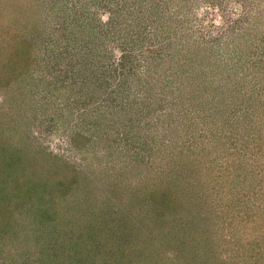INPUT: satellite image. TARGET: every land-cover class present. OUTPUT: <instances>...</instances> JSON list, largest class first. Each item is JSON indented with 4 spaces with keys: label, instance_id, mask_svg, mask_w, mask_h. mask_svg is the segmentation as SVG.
Masks as SVG:
<instances>
[{
    "label": "rangeland",
    "instance_id": "rangeland-1",
    "mask_svg": "<svg viewBox=\"0 0 264 264\" xmlns=\"http://www.w3.org/2000/svg\"><path fill=\"white\" fill-rule=\"evenodd\" d=\"M137 1L0 0L6 184L24 195L22 218L30 202L51 206L48 190L61 193L53 237L71 251L87 250L108 223L122 248L153 252L156 264H171L182 240L215 264L243 256L242 212H264V0ZM136 2L151 6L140 12ZM7 42H24L25 64L16 67ZM122 48L134 54L131 74L116 66ZM225 121L256 144L208 150ZM191 148L206 152L191 187L199 205L183 199V220L154 214L160 189L181 201L190 192L182 170ZM45 168L51 179L39 185ZM230 169L239 177L227 185ZM250 236L263 233L256 226Z\"/></svg>",
    "mask_w": 264,
    "mask_h": 264
},
{
    "label": "trees",
    "instance_id": "trees-1",
    "mask_svg": "<svg viewBox=\"0 0 264 264\" xmlns=\"http://www.w3.org/2000/svg\"><path fill=\"white\" fill-rule=\"evenodd\" d=\"M136 3H134V5H136V8H138L137 10L140 12L144 10L140 8L142 5L147 4L145 9L150 8L151 6L147 2L143 4ZM156 5H158V1H156L152 6ZM19 6L22 7L24 16L28 11V13H30V7L21 4H19ZM8 7L9 6H7L6 9H8ZM21 27H24V25ZM20 39L24 42L27 41V38L24 37V35L20 36ZM24 42H22V45H19L15 42H7L3 45L6 50H9V52L7 50L5 51V53H8L10 57H19L17 59L19 62L17 61L18 63L16 67L21 65V63L25 64L28 60V52L26 48H24ZM19 53L21 54L22 59H20L21 56ZM133 55L134 54L129 49L122 48L120 50V55L116 64L119 71L123 73L129 72L130 74L134 71L135 65H133V63L135 61V57ZM233 126L234 125H232L231 123L229 124V121H225L219 128H217V130H215L214 132L211 131V140L213 141L212 147H210L208 150H210L211 148H214V150H218L221 146L226 152L230 148L237 150L239 146L237 141H241V147H243L248 141L256 144L257 138L245 140L237 136V131L235 128H233ZM253 128H255V126ZM253 128L251 129V136L254 132ZM242 130L245 129L242 128ZM218 145L219 148L217 147ZM203 151L205 150L200 148L189 149L188 156L186 157V163H183L185 166V170H182L184 176L182 177L184 183L183 186L190 190V192L185 193L186 196H184L181 201V198L178 195H169V191L166 189V187L160 189L161 197L160 195H158L156 201L154 200L156 204L154 214H159V216H165L167 214L170 215V218L172 219H175L177 216H179L181 217V220H183L185 218V214L180 213L182 210L183 199L188 201V203L189 200H193L196 202V204L199 205L196 193H194V190H192L191 187L192 185H195L196 187L197 184L195 175L197 173V166L194 165L200 164L201 161V164L205 162L206 152H204V154L202 153ZM43 171H41V173L40 171L38 172L39 185L43 184L44 182H48L51 179V173L48 172L46 168ZM225 174V183L227 185L234 182L236 177L237 179L239 177L237 173L235 174V171H233L232 169H230V171H226ZM6 182L7 181H5V174H3V171L0 167V247H2L0 248V252H4L3 254L0 253V264H4L1 260L5 261L6 258L11 259V261L23 262V264H156V262L158 261H154L153 258L155 257V255L153 252L149 254H143L141 250L138 249H135L134 252H132L129 249L122 248V244H120L116 237L117 230L114 229L111 224L108 225V223L102 227V230H100L101 233L99 235L93 236L92 240L88 242V246L86 247L87 250H83V246L81 248V245H79V248L76 249V251L67 249V243L60 242L59 239L53 237L57 224L56 222H54V219H52L53 215L56 214L55 201L53 197L61 193L54 194L56 192L48 190L50 197L49 200H51V206L44 207L36 202H30L24 208L25 210H27V213L26 215L23 214L24 218H22L21 206L22 202L24 201V195L22 196L17 192H13L12 185L6 184ZM33 187L35 186H32L31 189H34ZM10 195H12L14 201L11 200ZM200 207L202 208V205H200ZM225 208L231 210L234 208V206L228 203L226 204ZM236 211L241 212L240 206L237 207ZM242 211H247V209H243ZM255 212L256 209L251 210L250 212L249 210L247 212H242L243 217L240 218V221L242 222L241 224L243 226L245 225V223L246 225L250 226L249 232H245L246 236L242 237L243 243L241 244V246L244 247L242 255L244 253L245 254L243 256L236 254L235 256L230 255L231 260L220 261L224 263L219 262V264H264V212L262 215H257ZM190 216L191 213L188 214V218ZM230 218L232 219L231 216ZM209 219L210 221H212V216ZM167 220L168 222L171 221L170 219ZM24 221L26 222L24 223ZM74 223L75 222L72 223V226L75 227ZM82 223L83 221H80L79 224ZM84 224L79 227H82ZM256 226H258V229L263 233L262 240H258L254 236H250V232L254 230ZM85 227L87 228V225ZM70 228L71 226L68 229ZM56 232L59 231L56 230ZM102 232L104 233V236ZM177 233L179 232H176V229H174V227L169 228L167 232V234H171L172 237H176ZM101 236H103L102 246L98 245V243H101ZM77 239L78 238L76 237V240ZM249 239H252V241H249L251 243L248 242ZM245 240L246 242H244ZM253 241L259 243L253 245ZM134 242L133 245L135 244ZM72 243L75 244L77 242L73 241L72 238ZM180 243L181 245H177V248L175 249V252H173V255L168 258L171 264H215V261L209 260L210 255L208 253L204 254L207 249H204V252H200V249H198L194 245H190V243L188 244L186 240H182L180 241ZM91 244L97 246L94 248ZM114 249L117 250V252H114ZM32 255L34 257H32Z\"/></svg>",
    "mask_w": 264,
    "mask_h": 264
}]
</instances>
